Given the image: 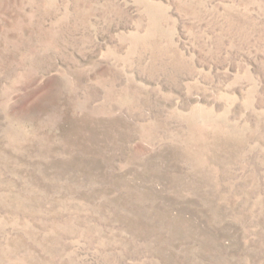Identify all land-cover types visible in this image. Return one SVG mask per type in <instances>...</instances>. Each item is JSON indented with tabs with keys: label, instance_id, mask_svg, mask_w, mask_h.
<instances>
[{
	"label": "rangeland",
	"instance_id": "1",
	"mask_svg": "<svg viewBox=\"0 0 264 264\" xmlns=\"http://www.w3.org/2000/svg\"><path fill=\"white\" fill-rule=\"evenodd\" d=\"M0 264H264V0H0Z\"/></svg>",
	"mask_w": 264,
	"mask_h": 264
}]
</instances>
